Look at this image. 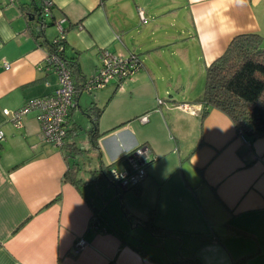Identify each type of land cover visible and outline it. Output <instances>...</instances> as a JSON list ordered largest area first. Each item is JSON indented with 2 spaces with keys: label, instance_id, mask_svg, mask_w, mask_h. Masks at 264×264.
I'll return each instance as SVG.
<instances>
[{
  "label": "crops",
  "instance_id": "obj_1",
  "mask_svg": "<svg viewBox=\"0 0 264 264\" xmlns=\"http://www.w3.org/2000/svg\"><path fill=\"white\" fill-rule=\"evenodd\" d=\"M52 2L44 35L52 41L54 21H61L78 82L95 75L101 49L135 53L142 66L123 81L80 90L65 144L46 143L35 111L21 128L3 113L57 87L56 74L44 67L48 49L32 36L40 0H0V264H162L194 256L202 264H264V136L248 147L221 111L202 118L203 85L192 81L234 36L264 37V0ZM92 107L100 109L95 126L85 114ZM140 146L152 159L146 177L121 193L110 169H127L126 155ZM85 152L91 157L81 168L76 159ZM66 173L81 182L72 184ZM103 179L130 229L141 232L130 235L139 245L81 190L82 182ZM78 237L87 245L74 254Z\"/></svg>",
  "mask_w": 264,
  "mask_h": 264
},
{
  "label": "trees",
  "instance_id": "obj_2",
  "mask_svg": "<svg viewBox=\"0 0 264 264\" xmlns=\"http://www.w3.org/2000/svg\"><path fill=\"white\" fill-rule=\"evenodd\" d=\"M36 9L37 13L40 12V18L35 20L32 36L41 45H45L48 51L56 49L59 44L62 46L59 54L70 69L77 96L80 90H83L84 83L83 79L82 83L78 82L82 77L78 61L76 57L68 56L65 40L57 43L46 40L44 35L46 23L41 16L42 0ZM198 102L205 109L202 118L212 108L224 113L232 121L236 136L239 131L248 141L249 144L246 146L250 147L257 138L264 136V37L258 33L234 36L225 51L205 68L203 90ZM86 112L92 125L95 126L100 109L92 107ZM93 135L96 133L94 132ZM93 145L96 148L94 136ZM108 170L109 167L103 169L106 177H108ZM66 178L70 179L74 185L81 182L73 173L70 175L66 173ZM109 179L119 189L111 174ZM119 192L124 191L119 189ZM153 214L152 211L145 224L149 225L152 222ZM150 228L154 231L158 230L153 224H150ZM162 264H202V262L194 256Z\"/></svg>",
  "mask_w": 264,
  "mask_h": 264
},
{
  "label": "built area",
  "instance_id": "obj_3",
  "mask_svg": "<svg viewBox=\"0 0 264 264\" xmlns=\"http://www.w3.org/2000/svg\"><path fill=\"white\" fill-rule=\"evenodd\" d=\"M9 1L12 2L13 0ZM52 8V0H42L41 16L43 19L52 18ZM139 14L141 21H144L141 12ZM54 26L56 36L52 42H63L65 40V30L61 26V21H54ZM61 50L62 46L59 44L56 49L48 51L44 59L45 69L51 70L56 74V89L51 94L29 100L13 112L3 110V113L9 117L11 123L16 128L23 127V117L27 113L35 111L40 127L41 139L59 148L65 144L67 134L65 123L71 109L76 106L74 82L70 69L59 54ZM97 57L99 61L98 69L94 76L84 80V91L90 92L104 87L111 81L120 82L128 79L142 66L138 55L135 53L121 54L111 52L107 49H101ZM4 66L6 67L7 64L5 63ZM157 102L161 104L162 100L158 99ZM146 120V116L140 117L141 122H145ZM237 135L242 143L245 145L249 144L241 132L238 131ZM3 137L4 134L0 130V141ZM126 160L128 162L127 169L120 172L114 169L110 170L113 180L122 191H128L130 188L139 185L145 179L146 167L152 159L149 156L148 149L140 146L133 149L126 156ZM86 245L87 243L82 237L76 238L72 247L73 253L78 254Z\"/></svg>",
  "mask_w": 264,
  "mask_h": 264
},
{
  "label": "rangeland",
  "instance_id": "obj_4",
  "mask_svg": "<svg viewBox=\"0 0 264 264\" xmlns=\"http://www.w3.org/2000/svg\"><path fill=\"white\" fill-rule=\"evenodd\" d=\"M45 23H48L49 19H44ZM47 29L50 30L49 32H53V26L48 25ZM179 61V60H177ZM181 64V61H179ZM204 76L199 77L195 76L193 77V82L199 83V87L203 85L204 82ZM84 126V125H83ZM79 137L84 138V136H87L86 132H79ZM89 152H85L84 157L77 158L76 161H81V168L87 165L88 160L91 157V154H87ZM84 175H88L86 172ZM109 184L107 179H103L101 181H98L97 183H85L82 182L80 187L81 190L85 193V195L89 198V200H93V203L95 204V208L101 212V216L107 215L111 218V225L117 232H120L124 238L132 243L138 244L133 240L131 237H140L141 232L135 229H130V221L124 216L123 211L121 209L120 201L119 199L112 194L113 188ZM112 189V190H110ZM101 192H103V195H101ZM129 232V234H128Z\"/></svg>",
  "mask_w": 264,
  "mask_h": 264
},
{
  "label": "water",
  "instance_id": "obj_5",
  "mask_svg": "<svg viewBox=\"0 0 264 264\" xmlns=\"http://www.w3.org/2000/svg\"><path fill=\"white\" fill-rule=\"evenodd\" d=\"M35 18L36 19H39L40 18V12H38L36 15H35ZM87 117H89V115L87 114V112L85 113Z\"/></svg>",
  "mask_w": 264,
  "mask_h": 264
}]
</instances>
